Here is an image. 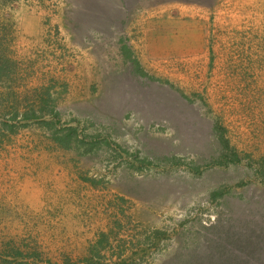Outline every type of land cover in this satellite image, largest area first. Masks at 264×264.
<instances>
[{"label":"rangeland","instance_id":"1","mask_svg":"<svg viewBox=\"0 0 264 264\" xmlns=\"http://www.w3.org/2000/svg\"><path fill=\"white\" fill-rule=\"evenodd\" d=\"M240 261L264 264V0H0V264Z\"/></svg>","mask_w":264,"mask_h":264},{"label":"trees","instance_id":"2","mask_svg":"<svg viewBox=\"0 0 264 264\" xmlns=\"http://www.w3.org/2000/svg\"><path fill=\"white\" fill-rule=\"evenodd\" d=\"M32 115H33V117L34 118H37V116L38 117H40L41 119H44V116L43 115H40V114H36V113H34V111L31 113ZM29 120H31V119H27L26 121H29ZM55 120H57V114H55L54 116H52L51 117V120H49V121H54V123H57ZM244 264L243 262H238V264Z\"/></svg>","mask_w":264,"mask_h":264}]
</instances>
